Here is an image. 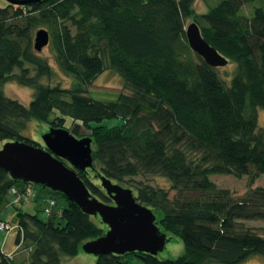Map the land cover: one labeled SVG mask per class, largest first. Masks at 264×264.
Instances as JSON below:
<instances>
[{"label": "trees", "instance_id": "obj_1", "mask_svg": "<svg viewBox=\"0 0 264 264\" xmlns=\"http://www.w3.org/2000/svg\"><path fill=\"white\" fill-rule=\"evenodd\" d=\"M194 1L39 0L0 6V143L19 140L41 147L23 136L28 121L68 130L69 117L72 135L80 125L89 132L94 178L102 175L125 188L128 179L148 174L170 183L165 189L138 182L129 189L154 213L168 239L180 238L183 252L173 259L105 254L94 264H126L130 254L142 264H240L252 255L264 258V236L243 224L264 220V186L235 196L210 179L254 180L264 174V129L258 127V109H264V0H204V13L195 11ZM186 21H194L204 40L234 64L228 82L189 48ZM40 28L49 33L57 66L72 78L70 87L40 83L52 72L32 49V34ZM105 70L115 72L128 91L113 102L88 96V87ZM8 79L33 90L27 105L4 95ZM109 119L116 122L102 123ZM72 169L93 196L111 204L89 171ZM18 183L0 168V206ZM47 190L63 197L65 206L48 216L41 207L31 213L15 208V251H27L25 264H63L107 230L100 219V225L93 220L96 216ZM13 262V254L2 253L0 245V264Z\"/></svg>", "mask_w": 264, "mask_h": 264}, {"label": "water", "instance_id": "obj_2", "mask_svg": "<svg viewBox=\"0 0 264 264\" xmlns=\"http://www.w3.org/2000/svg\"><path fill=\"white\" fill-rule=\"evenodd\" d=\"M23 5L39 0H6ZM189 48L212 67H223L228 61L202 37L198 25L191 21L185 26ZM49 43V33L40 28L34 32L33 49L40 52ZM43 147L24 141H8L0 147V168L14 181L31 182L61 193L76 204L83 213L98 216L107 226L104 235L85 242L84 253L95 257L105 254L122 255L139 252L157 255L168 241L166 234L155 224L154 213L137 202L131 189L113 183L99 175L101 187L112 204L93 196L72 169L85 171L93 167L92 140L76 138L64 128H49L44 134ZM68 162L66 165L62 160Z\"/></svg>", "mask_w": 264, "mask_h": 264}, {"label": "rangeland", "instance_id": "obj_3", "mask_svg": "<svg viewBox=\"0 0 264 264\" xmlns=\"http://www.w3.org/2000/svg\"><path fill=\"white\" fill-rule=\"evenodd\" d=\"M213 2H210V4ZM6 4V0H0V6H4ZM208 4L204 0H195L194 1V9L197 13H204L207 10ZM248 10V7L245 9ZM189 21L185 22V25L188 24ZM46 29V28H45ZM33 37L34 33L31 37V44L33 46ZM33 49V47H32ZM35 52V50L33 49ZM39 55L40 58L46 60L49 66L52 69V72L49 76H44L40 78V83L49 86L58 85L62 88L70 87L73 83V80L70 76L64 74L59 67L57 66L55 59H54V51L50 44V41L47 46L43 47L40 52H35ZM235 66L234 64L228 63L223 67H217L216 71L221 79L225 82H228L231 73L233 72ZM15 73L18 71L15 70ZM33 75V72H30V76ZM2 91L5 96L15 99L20 103L27 105L33 96V90L30 87H26L24 85L19 84L17 81L13 79H8L2 84ZM120 92L127 93L128 91L124 88V84L121 78L111 70H105L101 74H99L91 85L88 87V96L96 101L102 102H113L116 101L118 94ZM58 113L56 110L50 117H54V115ZM65 127L69 128L68 131L71 133L72 121L69 117H65ZM116 121L114 119L103 120L102 123L105 125H112ZM258 127L264 129V109H258ZM49 125L45 122H39L37 120L31 119L27 123V127L23 132V136L31 139L34 142H37L40 146H43V136L49 130ZM89 132L83 127L79 126L77 131L76 138L81 136L85 137L88 136ZM4 142L0 143V147ZM90 180L99 186V188L104 192V189L100 185V181L98 178H94L92 173L89 171ZM210 179L215 183L217 187L220 188H228L232 191L235 196L242 195L245 191L249 188H254L256 186H264V174H261L259 177L251 180L250 176H243L240 178L234 177L232 175H211ZM142 182L147 183L155 187H163L167 189L170 186V183L167 179L162 178L156 175H140L136 176L132 179H128V186L133 187L132 184ZM20 183H18V186ZM36 190H38L37 199L34 201H30L23 205V210L26 212H33L34 210L41 207V197L43 193H48V188H39L38 184H34ZM126 186V187H128ZM128 187V188H129ZM170 196L174 194V191H170ZM51 195L56 200V205L54 210H60L62 207L65 206V201L63 197L56 193H52ZM11 195L9 193L6 194V201L0 206V220L7 222L10 226H15L17 223L16 219V211L15 208L17 206L11 204ZM93 220L100 225L98 216L93 217ZM243 224L249 226L255 230V232L259 235L264 236V220H253V221H243ZM18 231L16 228L6 232L0 231V245L2 253L9 255L13 254L14 262L16 263V258L21 256H26L27 261V251H24L20 248L16 250V237ZM183 252V243L177 236H172L168 241L165 243L164 249L157 253L156 257L158 259H173L179 256ZM16 256V257H15ZM95 258L92 254H87L81 251L76 256L71 258H66L63 261V264H84V260L86 258ZM130 258H135L136 261H131ZM95 260V259H94ZM126 264H141L142 261L139 257L135 255H126L125 256ZM240 264H264V258L260 255H252L244 262Z\"/></svg>", "mask_w": 264, "mask_h": 264}, {"label": "built area", "instance_id": "obj_4", "mask_svg": "<svg viewBox=\"0 0 264 264\" xmlns=\"http://www.w3.org/2000/svg\"><path fill=\"white\" fill-rule=\"evenodd\" d=\"M9 194L11 195V204L17 207L23 208V205L29 203L30 201L35 200V196L37 195V190L34 187V184L31 182H22V185L16 186L12 185L9 190ZM41 213L44 216H48L52 209L56 205V200L53 196L48 193H43L41 197ZM13 228H18L17 225L10 226L7 222L0 220V231L8 232ZM17 248V246H16Z\"/></svg>", "mask_w": 264, "mask_h": 264}, {"label": "crops", "instance_id": "obj_5", "mask_svg": "<svg viewBox=\"0 0 264 264\" xmlns=\"http://www.w3.org/2000/svg\"><path fill=\"white\" fill-rule=\"evenodd\" d=\"M16 257V256H15ZM14 258V257H13ZM16 264H25L26 263V256H19L16 258ZM95 258H86L83 262L84 264H94L95 263ZM131 261H136L135 258H130ZM142 264V263H141Z\"/></svg>", "mask_w": 264, "mask_h": 264}, {"label": "flooded vegetation", "instance_id": "obj_6", "mask_svg": "<svg viewBox=\"0 0 264 264\" xmlns=\"http://www.w3.org/2000/svg\"><path fill=\"white\" fill-rule=\"evenodd\" d=\"M90 171V169H86V172ZM111 204H112V201H111Z\"/></svg>", "mask_w": 264, "mask_h": 264}, {"label": "bare ground", "instance_id": "obj_7", "mask_svg": "<svg viewBox=\"0 0 264 264\" xmlns=\"http://www.w3.org/2000/svg\"><path fill=\"white\" fill-rule=\"evenodd\" d=\"M41 147H43V146H41ZM9 193V192H8Z\"/></svg>", "mask_w": 264, "mask_h": 264}]
</instances>
